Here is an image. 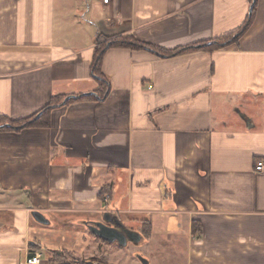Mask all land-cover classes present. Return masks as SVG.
Segmentation results:
<instances>
[{"label": "crops", "instance_id": "0c3cea01", "mask_svg": "<svg viewBox=\"0 0 264 264\" xmlns=\"http://www.w3.org/2000/svg\"><path fill=\"white\" fill-rule=\"evenodd\" d=\"M251 3L0 0V124L80 96L0 128V264L88 258L87 226L105 213L153 234L157 216L172 233L185 223V264H264V0L237 41L207 48ZM98 36L148 46L108 44L103 99L85 95L101 90ZM182 47L194 48L160 53Z\"/></svg>", "mask_w": 264, "mask_h": 264}, {"label": "rangeland", "instance_id": "374dc122", "mask_svg": "<svg viewBox=\"0 0 264 264\" xmlns=\"http://www.w3.org/2000/svg\"><path fill=\"white\" fill-rule=\"evenodd\" d=\"M176 219V217H174ZM154 220L156 234L151 235L147 239L143 247L138 249L127 250L122 248L119 243H111L105 240H99L100 249L97 248V243L91 245V253L95 254L97 251L103 257L107 258L109 264H143L136 257L133 256L134 250H142L143 254L149 258L150 264H185L186 255L185 250L187 246L185 233L188 231L185 223H182V229L179 233H172L169 228L170 216L161 217L157 216ZM163 220V222H162ZM131 227L138 229L142 228L140 223H131ZM179 225V224H178ZM181 226V225H180ZM94 240H97L96 238ZM97 253V255H99ZM43 260L48 257L46 252L43 253ZM89 255V256H90Z\"/></svg>", "mask_w": 264, "mask_h": 264}, {"label": "trees", "instance_id": "16d2710c", "mask_svg": "<svg viewBox=\"0 0 264 264\" xmlns=\"http://www.w3.org/2000/svg\"><path fill=\"white\" fill-rule=\"evenodd\" d=\"M252 2V0H251ZM256 5H257V1L256 4L252 10V13L250 14V16H247L246 20L244 21V23L241 25L240 28H238L236 31L223 35L222 37L213 39L207 43H211L207 48H216V49H220L223 48L235 41H237V39L243 35L246 30L251 26V24L253 23L254 20V13H255V9H256ZM102 40V41H101ZM100 42V44H98L97 46H95V59H94V64H93V69H94V73L95 76H97L98 79H100L101 81V90L99 91V97L100 99L105 98V96L108 94L110 87H109V83L106 80L105 76L101 73V69H100V65H101V61H102V57L103 54L105 53L104 50L111 48V47H132V48H147L148 46L145 43H142L140 41H136L135 39H133L130 36H125V37H117V38H113L108 39L106 37H102V36H98L97 42ZM110 42V43H109ZM109 44V47L107 48ZM194 47H182L176 50H171V51H164L160 53H163L166 56H172V55H179L182 54L190 49H192ZM82 98H85L82 96ZM64 99L60 98L59 100H52L44 109H42L41 111V116L38 119H35V116H32L29 119L26 120H20V121H10V124L12 125L11 127H4L1 129H8V130H20L23 129L25 127H30V126H35L38 124V122L43 119L46 115L49 114V112L51 111V109H53L55 106L59 105L60 102ZM0 123H3L2 120H0ZM106 191H103L102 194H104ZM101 194V196H102ZM152 223L150 221H145L142 223V228L141 230L144 232L146 239H149L152 235ZM198 228H199V222L195 221L193 222V231L195 233L198 232Z\"/></svg>", "mask_w": 264, "mask_h": 264}, {"label": "flooded vegetation", "instance_id": "af4514ba", "mask_svg": "<svg viewBox=\"0 0 264 264\" xmlns=\"http://www.w3.org/2000/svg\"><path fill=\"white\" fill-rule=\"evenodd\" d=\"M104 219H106L109 222H106ZM94 222H104L110 227L117 228L120 232H123L124 235L132 236V237H129V238L126 237L127 239H125L120 233H116V235L120 238L121 242H124L125 240H127V245L123 246L119 241H114V242H111V243H119V245H121L122 248H124V249H127V250H131L133 248L138 249L140 247H143V245L147 242L145 234H144V232L142 230L135 229V228L125 224L124 222L121 221L120 218H118L114 214H108V215L104 214L103 216L100 217V219L94 220L92 223H94ZM92 223H90V224H92ZM90 224H88V226ZM88 226H87L88 233L91 236H93L94 239L95 238L97 239V240H95V243H97V248L100 249V243L98 241L99 240L103 241V239H101V237L97 236L96 234L92 233L89 230ZM130 231L131 232H137L139 234L138 235H135V234H131L130 235ZM107 242H109V241H107ZM97 253H98V251L94 255H92V256H90L88 258L87 257H83L81 255L80 256L75 255L74 259L71 262H68V264L69 263L70 264H109L106 257H104V256L102 257L99 253H98L99 255H97ZM132 253H133V256L136 257V258H137V254H141L144 257H146V255L143 254L142 250H140V251L139 250H134V252H132ZM57 255L60 256V255H66V254H64V252H60V253L57 252ZM65 263H66V260H65V262H63V264H65Z\"/></svg>", "mask_w": 264, "mask_h": 264}, {"label": "water", "instance_id": "95a60500", "mask_svg": "<svg viewBox=\"0 0 264 264\" xmlns=\"http://www.w3.org/2000/svg\"><path fill=\"white\" fill-rule=\"evenodd\" d=\"M256 1L257 0H252V3H251V7H250V14L252 13V10L256 4ZM85 95H94L96 97L99 98V96L95 93H90V94H85ZM80 98V96H67L62 104L64 105L65 103H67L69 100L71 99H78ZM40 117V114L38 116H36L35 119L39 118ZM12 125L10 123H7V124H0V128H4V127H11ZM110 213H105V215H108ZM33 216L34 218L39 222V223H42V224H49V221L46 220L43 215L38 212V211H34L33 212ZM106 222H109L107 221L106 219H104ZM89 230L96 234L97 236L101 237V239L103 240H106V241H109V242H114V241H119L123 246H126L127 245V240H125L124 242H121L120 238L116 235V233H120L125 239H127L126 237H132V236H129V235H124L123 232H120L117 228H114V227H110L108 226L106 223L104 222H94L92 224H90L88 226ZM131 234H135V235H138L139 233L137 232H131L130 231V235ZM137 258L143 263V264H150V261L148 258L144 257L143 255L141 254H137Z\"/></svg>", "mask_w": 264, "mask_h": 264}, {"label": "built area", "instance_id": "2783aa9c", "mask_svg": "<svg viewBox=\"0 0 264 264\" xmlns=\"http://www.w3.org/2000/svg\"><path fill=\"white\" fill-rule=\"evenodd\" d=\"M104 3H108L109 0H100ZM255 171L258 173L264 172V160H259L255 165ZM41 261V255L36 253L27 259V264H39Z\"/></svg>", "mask_w": 264, "mask_h": 264}]
</instances>
